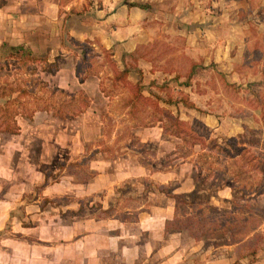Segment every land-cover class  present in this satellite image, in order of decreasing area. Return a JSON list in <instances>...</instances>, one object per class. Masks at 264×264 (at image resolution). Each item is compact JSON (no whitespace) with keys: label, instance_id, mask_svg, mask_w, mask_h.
Masks as SVG:
<instances>
[{"label":"rangeland","instance_id":"obj_1","mask_svg":"<svg viewBox=\"0 0 264 264\" xmlns=\"http://www.w3.org/2000/svg\"><path fill=\"white\" fill-rule=\"evenodd\" d=\"M213 1L209 2L210 5H199L205 19L199 23L193 22V25L192 21L177 18L179 13L174 11L164 21L155 20L158 27L162 23L168 32L161 42L162 51H156L161 45L157 43L154 47L156 50L141 54V59L135 53L130 56L123 54L121 62L117 64L108 52H104V59L100 60L87 41H77L67 35L59 38L66 39L68 46L79 52H90L94 70L106 65L104 79H113L117 83L111 86L103 80L102 88L105 92L122 95L124 100L128 99L131 103L128 123H125V117L107 115L101 118L105 124L106 140L101 139L103 142L113 140L112 130L118 126L116 136L119 135L114 139L117 147L101 145L105 154L101 153L106 158L123 154L127 149L124 142L134 136L136 139L133 137L127 145L135 148L144 163L151 161L150 156L156 155L157 150L164 158L161 167L172 164L171 161L179 156L194 154L190 159L197 162L195 179L199 189L205 187L209 193L208 189L215 192L221 185L230 186L232 199L229 202L209 204L205 200L207 193L189 197L192 206L177 202L175 217L165 222L164 239L176 237L185 247L200 241L202 253L219 244L241 240L236 247L241 254L251 256L264 244V0ZM188 11L187 6L185 12ZM49 38L41 35L42 48L46 47ZM4 55L5 50L0 47V86L8 83L12 89H16L13 83L16 81L17 86L33 91L20 99L29 102L25 107L20 106L22 113L16 116L19 128L24 125V130L27 129L26 119H30L34 113L29 117L31 109L45 108L53 113L49 114L50 126L40 122L35 124L38 127L33 131L28 127V132L22 134L19 130L16 134L0 130V146L6 145L10 149L9 159L5 165H1L13 176L8 187L33 190L12 209L11 216L20 218L24 224L31 223L33 219L23 220V217L27 214L26 210L33 209L42 225L40 240L50 238L58 242L74 234L77 224L72 227L73 221L92 215L86 209L84 212L67 209L73 206L78 197L72 194L42 197L43 190L47 185L55 184L59 192L64 178L67 177V181L70 175L81 182L95 175V171L89 169V161L97 140L96 121L89 119L90 125L85 126L81 133L69 134L71 150L64 156V151L68 150L62 147L63 144L56 143L58 131L64 126L68 127L67 124L72 128L77 127L79 121L75 115L85 106V98L81 93L47 87L37 71L39 61L23 58L20 62L7 59ZM144 63H149L150 69L144 68ZM125 68H130L129 72L120 75ZM147 84H151L152 88H145ZM157 97H162V101L155 99ZM183 97H192L201 111L190 110L181 102L176 105L166 101ZM198 113L220 115L221 127L216 131L209 130L193 115ZM58 114L60 116H56ZM158 121L166 139L160 147L154 142L141 143L133 135V127H149ZM59 135L61 142L68 136L67 133ZM230 137L233 138V146L240 149L238 155L232 154L234 147L226 141ZM81 142H85L83 154L79 153ZM64 158L68 164H64ZM140 183L132 180L118 186L114 196L120 207L128 204V198L141 188ZM261 184L263 193H253ZM169 186L161 189L167 190ZM137 194L140 195V192ZM33 200V204L41 205L40 211L35 210L34 206L24 209L21 205ZM88 200H93V207L98 197H87L84 204L89 203ZM106 210L97 211L96 214H114L123 218L122 212ZM128 216L132 219L134 214ZM108 264L117 263L109 261Z\"/></svg>","mask_w":264,"mask_h":264},{"label":"crops","instance_id":"obj_2","mask_svg":"<svg viewBox=\"0 0 264 264\" xmlns=\"http://www.w3.org/2000/svg\"><path fill=\"white\" fill-rule=\"evenodd\" d=\"M209 2L214 1L0 0V47L3 43L23 45L37 58L46 57L48 62L56 61L58 69L54 74L43 71V63L40 62L37 71L42 81L47 87L63 92L81 93L85 98V106L75 115V119L79 121L77 127L72 128L67 124L68 127L64 126L58 131L61 134H68L61 142L58 133L56 142L63 144L61 146L68 150L64 151V156L71 150L70 133L77 135L81 133L85 126L90 125L89 119L95 120L97 125V140L89 161V169L94 170L95 175L83 182L76 181L70 175L67 181V177L64 178L59 192L56 191L58 188L55 184L47 185L43 190L42 197L61 194L78 197L73 206L67 209L83 212L86 209L92 215L73 221L72 227H76L77 224L74 234L58 242L50 238L40 240L42 225L33 209L26 210L27 214L23 217V220L33 219L31 223L28 221L29 223L24 224L20 218L11 216L12 209L33 193V190L8 187L13 176L1 165H5V161L9 159L10 149L6 145L0 146V264H108L109 261L117 264H264V244L256 253L249 256L241 254L236 247L241 244V240L219 244L202 253L200 241H194L185 247L176 237L164 239L165 222L173 219L177 211V201L172 195H180L189 202L187 206H192L189 197L207 193L205 187L199 189L198 181L195 179L197 162L193 158L190 159L194 154L179 156L171 161L172 164L161 167L164 158L157 150L156 155L150 156L151 161L144 163L135 148L127 145L134 137L131 136V139L129 137L127 142H124L127 149L123 154L106 158L101 145L104 143L103 145H114L116 148L118 143H115L114 139L119 134L116 136L118 129L116 125L112 130L113 140L103 142L106 140L105 124L101 118L107 115L114 118L125 117V123H128L131 103L128 99L124 100L122 95L105 92L102 88L103 80L108 81L111 86L117 83L113 79H104L106 65L100 66V70H94L93 60L89 57L90 52L82 50L79 52L68 46L66 39L59 38L67 35L77 41H87L100 60L104 59V52H108L109 57L117 61V64L121 62L123 54L130 56L135 53L141 59L143 58L141 54L156 50L154 49L156 44H161L168 33L164 25L161 23L158 27L159 25L154 23L155 20L164 21L174 11L179 13L177 18L181 20L192 21V25L193 22L199 23L205 19L199 5H210ZM187 6L189 11L185 12ZM41 35L50 37L45 48H42ZM156 51H162V44ZM143 66L146 69L151 67L149 63H144ZM149 74L151 75L150 71ZM147 87L152 88L151 84H147L145 88ZM147 95L153 96L150 93ZM158 98L159 102L162 101V97L155 99ZM188 100L195 103L192 97ZM194 105L195 108L190 110L198 112L196 108L199 106ZM49 114L53 115L49 109L35 110L32 117L26 119L27 129L24 130V125H20L19 133L28 132V127L33 131L38 127L35 124L40 122L50 126ZM193 115L209 130L216 131L221 127L220 115L208 113ZM159 122L144 128L131 127L134 130L133 135H136L141 143L154 142L160 147L166 139ZM83 143L85 142L80 144L82 145L80 154H83ZM63 160L64 164H68L67 159ZM132 180L141 181V188L128 198L126 206L120 207L114 196L115 192L117 193L121 183ZM167 185H170L167 190L161 189ZM208 190L205 200L209 204H219L220 201L232 199L231 188L227 184L219 186L215 192ZM95 196L98 197V201L93 203V207V200H88L89 203L84 204L87 197ZM25 202L21 204L24 209L28 206H34L37 211L42 209L41 205L33 204L35 200L31 203ZM106 209L122 212L123 218L114 214L108 216L96 214L97 211ZM131 214H134L132 219L128 216ZM48 228H51L50 225ZM130 229L135 232H131ZM142 233L145 235L142 236Z\"/></svg>","mask_w":264,"mask_h":264},{"label":"trees","instance_id":"obj_3","mask_svg":"<svg viewBox=\"0 0 264 264\" xmlns=\"http://www.w3.org/2000/svg\"><path fill=\"white\" fill-rule=\"evenodd\" d=\"M2 50H5V55L4 57L7 59H13V60H18L22 61L23 58L25 60H31V61H39L43 63V71H46L48 73L54 74L56 70L58 69V63L56 61L54 62H48L46 57H41V58H36L33 56L32 52L30 49L24 47L23 45H7L3 43L1 46ZM24 56V57H23ZM130 68H125L122 70L120 75H126L129 72ZM15 83L16 89H12L10 87L11 84L5 83L3 86H0V130L2 132L10 133V134H16L19 130V125L16 122V116L20 113H22V108L20 106L25 107L26 103L29 102L27 100H20L21 97L24 95L28 94L29 92L33 93L32 90H26L25 88H21L17 86L16 81H13ZM42 83V82H41ZM45 83V82H43ZM9 85V86H8ZM46 85V84H45ZM4 90L8 91L5 92ZM4 91V92H3ZM17 91V93L14 95V92ZM178 102H181L184 104L186 107L189 108H195V105L188 100V98L183 97L180 98L179 100H167V103H175L177 104ZM16 104H20L16 106ZM197 110L201 111L199 108H196ZM34 109H31L29 113V117L31 114L34 112ZM229 142V145H232L233 138L230 137L226 140ZM234 148L232 151L233 155H238L239 154V148L236 146H233ZM264 150V147H262ZM233 188V187H232ZM263 184L259 185L254 192L256 193H263ZM172 197L177 201V202H182V203H189L185 201L184 199L181 198L180 195L174 194ZM107 211V210H106ZM255 253V252H254Z\"/></svg>","mask_w":264,"mask_h":264}]
</instances>
